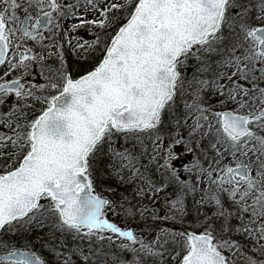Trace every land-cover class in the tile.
<instances>
[{
	"label": "rangeland",
	"instance_id": "rangeland-1",
	"mask_svg": "<svg viewBox=\"0 0 264 264\" xmlns=\"http://www.w3.org/2000/svg\"><path fill=\"white\" fill-rule=\"evenodd\" d=\"M0 1L13 7L11 21L25 4L50 6L49 0ZM138 1L55 0L58 13L31 41L32 51L26 52L31 57L19 64L13 60L20 46L8 48L10 57L0 68V84L19 80L23 90L0 94V178L16 170L29 154L32 126L63 89L65 76L74 78L66 71L76 68V62L82 65L92 50L99 58ZM17 3L24 4L19 7ZM257 27H264V0H227L217 32L201 44L191 43L173 65V93L165 100L157 125L120 136L115 132H125L106 127L91 152L110 143L104 151L107 168L126 193L117 195L108 189L99 196L108 200L101 226L87 229L64 224L56 211L57 202L42 193L31 213L2 230L0 254L14 250L11 242L19 239L28 248L22 250L33 253L31 248H39L43 255H35L44 264H94L97 252L105 246L101 234H110L121 246L134 247L124 264H180L189 252L187 234L201 228L203 232L196 234L210 238L212 250L225 264H264V57L251 36ZM235 31L239 35L228 47L224 38ZM219 50L224 53L218 55ZM238 91L242 97H236ZM172 105L186 112L179 116L170 110ZM223 111L247 117L262 113L263 117L248 125L247 136L229 144L220 129ZM162 127H166L163 132ZM119 139L125 140L123 145L113 147ZM137 157L175 166L171 176L175 179L150 188L139 177ZM236 166L249 170L248 179L223 181L227 170ZM41 217L47 220L46 229L39 223ZM29 229L34 230L32 238L27 236ZM92 232L98 236L91 247L85 246V236ZM22 233L26 235L17 237Z\"/></svg>",
	"mask_w": 264,
	"mask_h": 264
},
{
	"label": "water",
	"instance_id": "water-1",
	"mask_svg": "<svg viewBox=\"0 0 264 264\" xmlns=\"http://www.w3.org/2000/svg\"><path fill=\"white\" fill-rule=\"evenodd\" d=\"M226 0H139L128 21L109 43L96 69L76 81L66 77L63 91L51 101L31 128V151L18 169L0 178V232L25 217L47 193L57 202L60 220L81 228H96L108 201L91 192L85 157L110 123L117 131L140 130L156 125L164 100L172 94L175 71L170 67L189 43H201L219 25ZM51 11L37 27L21 25L25 40L48 26ZM4 24L0 19V35ZM258 52L264 56V27L253 31ZM7 45L0 38V66ZM22 52L18 59L23 62ZM21 82L0 84L3 92L18 93ZM222 130L234 141L249 133L247 124L259 120L230 111L221 114ZM248 179V169L231 168L223 177ZM189 253L181 264H225L211 249L205 235L189 233ZM0 261L43 264L26 251L1 254Z\"/></svg>",
	"mask_w": 264,
	"mask_h": 264
},
{
	"label": "trees",
	"instance_id": "trees-1",
	"mask_svg": "<svg viewBox=\"0 0 264 264\" xmlns=\"http://www.w3.org/2000/svg\"><path fill=\"white\" fill-rule=\"evenodd\" d=\"M238 35L239 34H237V31H235L229 37L224 38L225 45H228V47L233 46L235 44V38ZM230 44H232V45H230ZM221 53H224V51L219 50L217 52L218 55ZM96 54H97L96 49L90 51L89 56L85 58V61L82 65L79 64L78 62H76L75 63L76 68H74L72 71L67 70L66 72L71 74L74 78H78V77L82 76L83 74L93 70L98 65V63L100 62V60L103 56V54L101 53L99 58L96 59ZM214 55H216V54L214 53ZM218 59L221 60L223 58L221 56H218ZM212 65L213 64L211 63L210 67L208 66V68H209L208 71H210V72L213 69ZM171 109H173L175 112H177V115H179V116H183V114L186 112V110H184V109L181 111V109L179 108L178 105H177V108L175 107V105L174 106L172 105L170 107V110ZM165 129H166V127L165 128L162 127L161 131L163 132ZM138 132H140V131H128L125 133L115 132V134H117L118 136H120L121 134L136 135V133H138ZM124 141H125L124 139H119L116 142V145L113 147L118 148V147L122 146ZM126 141L130 142V140H126ZM229 144H233V143L229 142ZM107 147H110V143L107 144L106 146H104L102 148V150L98 151L99 153L98 152L94 153V152H91V150H90L88 155H87V158H86V163H88V165H89L88 166L89 167V177L92 180L91 181V190L94 194H96L98 196H102V194L105 191H109L108 189H112L113 192H117V195H119L120 192L121 193L125 192V190H126L125 187L123 188V186H119L120 182H118L116 180L115 174H112V172L109 170V168H107L108 160L104 156V151L107 149ZM98 149L99 148L97 147V150ZM130 154L135 155L133 151ZM136 165H139V166H137L138 170L140 171L139 177H142L143 179H145L148 182V184L150 185V188H152V189L153 188L156 189L157 187L164 185L165 183H170L172 180L175 179V178L171 177V176H174L173 170L175 169V166L168 167L167 164H165V162H160L158 160H154L151 163H149V162H145L143 160V158L141 159V158L137 157ZM128 167H130V166H128ZM123 172L126 175V173H127L126 168L124 169ZM116 198L120 199V196H117ZM38 220H39V223L41 226L44 224L43 229H46V227H47L46 225H48L47 220L42 218V217L39 218ZM202 232H203V230L201 228L196 230V233H202ZM32 234H34V230L29 229L27 236L32 238L33 237V236H31ZM24 235H26V234L22 233L19 236H17V235L16 236L17 237H23ZM65 235H66V232H64V236ZM97 236H98V234L93 233V232L89 235H86L85 237H87V238L85 241V246H90V244L93 243L94 240H96ZM101 236L103 237L102 240L105 241L104 242L105 246L102 248V250L100 252H97L96 257L94 259L95 260L94 264H97L100 260H106L107 264H114V263L115 264H124L125 261L127 260V258L130 257V254L133 253L134 247L130 246V250H129L128 247L121 246L120 243L118 242V240H115L116 237L114 235L101 234ZM13 239L14 238L12 237L9 240V243ZM11 247H13L14 250H18V251H20L22 249H28L21 244L19 239H16V241L13 240L11 242ZM31 250L34 254L43 255V252L39 248H31ZM109 260H111V261H109Z\"/></svg>",
	"mask_w": 264,
	"mask_h": 264
},
{
	"label": "flooded vegetation",
	"instance_id": "flooded-vegetation-1",
	"mask_svg": "<svg viewBox=\"0 0 264 264\" xmlns=\"http://www.w3.org/2000/svg\"><path fill=\"white\" fill-rule=\"evenodd\" d=\"M30 1L37 2V0H30ZM17 2H21V0H19ZM5 4L6 3H3L2 1H0V17L3 21V23L5 24V30H4V34H3L2 38L6 41L8 48L10 47L11 50L15 49V47L13 45H16V46L19 45L20 46L19 49L15 50L16 56L14 57V60H13V61L18 62L17 55H18L19 51L22 49H25L22 51H25V53H26L27 50H29V47L31 46L30 45L31 41L35 40L43 32V31H40L36 35L35 38L26 41L24 39V37L22 36V32H21V23H22L23 19H26V25H27V28L29 30L35 29L37 26V22H38L37 20L41 16L49 13L51 10L54 11V16H55L58 13V6L55 3V0H49V5H50L49 7L43 6V5H41L39 8L37 6L36 7H34V6L29 7L28 5L25 4L26 7L19 10V12H17V14L14 15V18L11 21L9 19H11V17H13V13H12L13 7L12 6L6 7ZM17 4L20 7V4H24V3H17ZM40 4H43V3H40ZM5 12L8 13L7 17H6ZM48 25H49V22H48ZM13 37H15L16 39H14ZM8 57H10V50H8L7 58ZM242 67H244V65ZM226 89H227V92H231V90H232V88H228V87ZM226 89H225V91H226ZM239 93H240V91L235 93L237 98L243 96V92H241L242 96H240Z\"/></svg>",
	"mask_w": 264,
	"mask_h": 264
},
{
	"label": "bare ground",
	"instance_id": "bare-ground-1",
	"mask_svg": "<svg viewBox=\"0 0 264 264\" xmlns=\"http://www.w3.org/2000/svg\"><path fill=\"white\" fill-rule=\"evenodd\" d=\"M105 227H106L107 229H110V230H115L114 228H112V227L109 226V225H105Z\"/></svg>",
	"mask_w": 264,
	"mask_h": 264
}]
</instances>
